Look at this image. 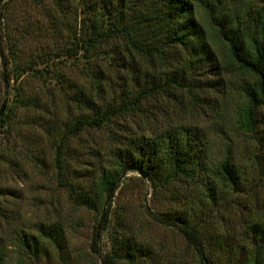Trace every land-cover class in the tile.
<instances>
[{
	"label": "rangeland",
	"instance_id": "374dc122",
	"mask_svg": "<svg viewBox=\"0 0 264 264\" xmlns=\"http://www.w3.org/2000/svg\"><path fill=\"white\" fill-rule=\"evenodd\" d=\"M192 1L195 17L207 31L208 45L226 68L217 69L215 61L195 62L198 67L192 73L207 84L191 91L177 87L154 93L126 116L114 117L101 128L85 127L70 139L64 161L73 175L85 174L79 182L88 184L102 168L111 166L107 153L124 129L150 135L168 127H197L207 137L203 146L208 165L215 168L228 158L244 170L236 190L209 196L201 189L197 195L207 224L225 240L228 231L245 236L247 221H264V106L257 111V133L238 126L239 113L247 104L242 86L252 77L229 67L223 42L204 5L209 1L220 19L232 23L261 9L264 0ZM83 6V0H0V107L6 103L0 117L12 115L11 124L0 125L2 264H107L105 259L113 250L108 233L114 227L132 230L139 244L152 253L148 262L117 260L114 264H201L176 230L148 214V208L163 212L180 207L177 191H188L183 185L154 192L150 181L128 173L112 198L97 208L73 202L69 189L60 184L56 141L69 123L85 114L72 101L76 87L84 85L96 95L92 85L99 79L116 97L126 99L129 91L137 92L135 81L125 86L128 66L112 39L93 52L66 55L80 35L87 36L86 24L81 22ZM189 52L192 49L174 52L173 63ZM136 65L133 70H138ZM146 65L153 71L161 63L154 67L148 60ZM92 186H87L91 195ZM108 207L107 230L96 252L91 242ZM40 228L45 231L39 241L42 250L31 257L21 239L24 234L40 235ZM221 245L216 243L217 264H236L235 253Z\"/></svg>",
	"mask_w": 264,
	"mask_h": 264
},
{
	"label": "trees",
	"instance_id": "16d2710c",
	"mask_svg": "<svg viewBox=\"0 0 264 264\" xmlns=\"http://www.w3.org/2000/svg\"><path fill=\"white\" fill-rule=\"evenodd\" d=\"M83 4L81 22L86 24L87 36L80 35L66 55L77 56L81 50L85 51L84 54L93 52L112 39L119 52L124 54L128 66L123 77L125 86L129 81H135L137 92L129 91L131 94L127 93L126 99L116 97L114 91L108 92L107 86L99 79L92 85L96 88V95L84 85L76 87L72 101L85 114L69 123L56 141L60 184L69 189L73 202L97 208L107 198H112L123 181L121 178L128 173H136L150 181L154 192L183 185L188 191L177 189L180 207L163 212L148 208L153 220L176 230L194 250L201 264H217L215 257L219 246L216 243H223V248L235 253L236 264L238 261L241 264H264L262 219L247 221L245 236L226 232L225 240L207 224V214L200 207L201 203L196 201L199 191L204 189L209 196H214L225 189L236 190L238 178L244 170L228 158L216 164L215 168L208 165L203 146L207 137L197 127H168L150 135H137L124 129L114 138V144L107 153L111 166L92 176V195L87 189L91 183L79 182L85 174L78 177L70 172L64 161L65 148L70 139L85 127L101 128L114 117L126 116L130 110L140 109L143 101L154 93L177 87L188 91L201 88V84L207 82L197 79L192 73L198 67L195 62L215 61L217 69L226 68L208 45L207 31L195 17L192 0H83ZM204 6L210 24L216 28L217 38L223 42L229 67L247 72L252 77L242 86L247 104L239 113L238 126L255 134L259 124L257 111L264 106V6L244 17L240 15L232 23L220 19L209 1ZM184 48L187 51L192 49L193 53L189 52L185 57L176 55L181 59L173 63L174 52ZM60 56L55 55L57 58ZM148 60L153 66L157 63L161 66H154L150 71L146 65ZM134 64L138 70H133ZM11 121L12 115L0 117V125L11 124ZM105 213L91 242V248L96 252L100 251L101 237L107 230L109 207ZM39 230L40 235L24 234L21 239L31 257L38 256L42 250L39 241L45 238V231L43 228ZM108 235L113 250L105 259L107 264H114L117 260L146 262L151 258V251L139 244L132 230L114 227ZM45 236L49 238V235ZM4 257L0 251V264Z\"/></svg>",
	"mask_w": 264,
	"mask_h": 264
},
{
	"label": "water",
	"instance_id": "95a60500",
	"mask_svg": "<svg viewBox=\"0 0 264 264\" xmlns=\"http://www.w3.org/2000/svg\"><path fill=\"white\" fill-rule=\"evenodd\" d=\"M5 107H6V103H4L1 107H0V116L2 115V113L4 112V110H5ZM104 214H105V210L103 211V215H102V217L101 218H103V216H104Z\"/></svg>",
	"mask_w": 264,
	"mask_h": 264
}]
</instances>
